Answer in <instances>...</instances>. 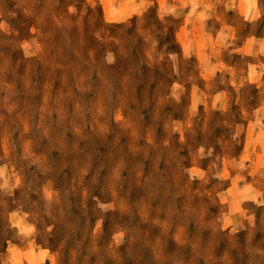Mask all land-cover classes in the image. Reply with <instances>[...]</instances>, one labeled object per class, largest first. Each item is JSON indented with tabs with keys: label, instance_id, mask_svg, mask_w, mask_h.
<instances>
[{
	"label": "rangeland",
	"instance_id": "rangeland-1",
	"mask_svg": "<svg viewBox=\"0 0 264 264\" xmlns=\"http://www.w3.org/2000/svg\"><path fill=\"white\" fill-rule=\"evenodd\" d=\"M0 264H264V0H0Z\"/></svg>",
	"mask_w": 264,
	"mask_h": 264
}]
</instances>
